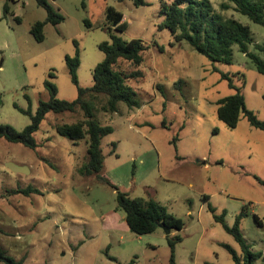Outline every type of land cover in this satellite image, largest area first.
<instances>
[{"label":"rangeland","instance_id":"rangeland-1","mask_svg":"<svg viewBox=\"0 0 264 264\" xmlns=\"http://www.w3.org/2000/svg\"><path fill=\"white\" fill-rule=\"evenodd\" d=\"M47 2L64 20L46 25L41 43L30 34L31 26L46 17L35 0L10 1L9 12L0 11V125L17 132L28 126V114L50 97L45 81L54 84L57 99H76L65 63L66 56H75V43L78 84L93 85V70L104 58L98 46L110 42L108 7L126 23L112 34L147 47L139 67L123 60L114 66L126 77L141 72V78L126 82L137 105L129 109L120 102L111 114L105 112V96L93 101L94 120L112 130L101 141L100 175L109 184L81 176L85 140L74 142L56 131L83 121L81 111L47 114L34 135V150L0 139V248L24 264H169L164 231L131 233L124 213L116 210V189L132 199H152L182 220L175 264H234L222 245L240 256L238 244L208 207L225 213L229 227L243 213L239 229L244 240L252 252H264V132L243 115L232 130L217 118L218 102L234 94L230 81L246 109L264 121V76L250 58L233 46L229 64L211 62L187 43L175 42L160 28L165 17L159 0H147L143 7L131 0H84V8L82 0ZM223 2L210 0L224 18L249 27L253 43L248 52L264 62L257 49L264 45V27L232 6L222 11ZM8 164L23 172L11 171ZM26 189L35 192L21 193Z\"/></svg>","mask_w":264,"mask_h":264},{"label":"trees","instance_id":"trees-1","mask_svg":"<svg viewBox=\"0 0 264 264\" xmlns=\"http://www.w3.org/2000/svg\"><path fill=\"white\" fill-rule=\"evenodd\" d=\"M13 0H6L3 5V14L9 12L8 3ZM41 7L46 17L43 21L35 22L30 28L33 39L41 43L44 41V28L46 25L57 26L64 18L58 14L47 0H35ZM135 7L147 5V0H131ZM160 2V15L165 21L160 28H166L175 42H185L194 51L205 56L211 62L229 64L232 58V47L248 56L256 66L257 72L264 76V62L255 54L248 52L249 46L253 43L252 34L247 26H243L235 19L224 18L216 12L210 0H172L167 4L165 0ZM84 0L82 7L84 8ZM233 7L235 12L247 17L253 24L264 27V0H224L219 8L222 11ZM106 20L109 23L108 33L110 42H102L98 49L104 54L103 60L93 70V85L88 88L79 86L76 71L79 67V50L75 43L76 53L74 57H65L72 84L77 89V97L73 101L59 100L56 97L57 91L49 81L44 85L49 92V99L38 104L34 115H30V124L21 132H17L8 125H0V139L11 144H20L28 149H36L34 135L38 132L42 121L49 113H77L83 112L84 120L72 125H62L56 128L57 133L74 142L85 140L87 145L86 162L80 169L81 176L95 178L108 183L100 173L103 169V155L101 150L102 138L109 135L112 130L108 126H101L94 120L93 101L98 96H105L107 99L105 112L116 113L117 104L122 102L129 109L137 105L134 100V91L127 86L128 79L141 78V72H133L126 77L122 72L114 70V66L120 60L129 62L134 67H139L142 62V53L147 49L140 40L124 41L113 35L112 30L123 31L126 23L123 16L112 7L107 8ZM87 27L90 25L86 22ZM258 51L264 53V45L257 47ZM50 78H54L52 73ZM227 79V76H222ZM229 87L234 89V94L218 102L217 118L228 129H235L239 116L243 115L251 127L264 132V121H258L255 115L245 107L244 98L240 90L229 81ZM89 98V99H87ZM264 98V97H263ZM264 185V182H260ZM109 184V183H108ZM35 192L26 189L21 193L28 195ZM116 192V210L122 211L125 216V223L129 231L136 236L150 235L156 232L160 226L170 230L166 241L170 251L169 264L174 263L175 247L182 242L179 235L184 228L182 220L168 213L152 199L130 198L126 193ZM16 193H19L17 191ZM207 200V197H204ZM215 222L220 223L223 230L231 235L240 249V256L229 246L222 245L230 254L234 264H255L258 260L264 262V252L254 253L244 240L239 225L244 217L243 213L236 216L234 225L229 227L224 220L225 213L217 215L215 210L208 207ZM0 264H24V259L16 261L0 248ZM132 264V262L128 263Z\"/></svg>","mask_w":264,"mask_h":264},{"label":"water","instance_id":"water-1","mask_svg":"<svg viewBox=\"0 0 264 264\" xmlns=\"http://www.w3.org/2000/svg\"><path fill=\"white\" fill-rule=\"evenodd\" d=\"M7 166H8V168H9L11 171H13V172H18V173L23 172V169H24L23 167H17V166H15V165H13V164H8ZM160 229H162V230L164 231L165 235H169V234H170V230L165 229V227L160 226Z\"/></svg>","mask_w":264,"mask_h":264},{"label":"crops","instance_id":"crops-1","mask_svg":"<svg viewBox=\"0 0 264 264\" xmlns=\"http://www.w3.org/2000/svg\"><path fill=\"white\" fill-rule=\"evenodd\" d=\"M14 1V0H13ZM6 2V0H0V11L2 10L3 11V5H4V3ZM3 19V16H1V13H0V21ZM17 57V56H16ZM127 194V193H126ZM128 196H129V194H127ZM130 197V196H129ZM135 199V198H134ZM207 200H208V198H207ZM206 200V201H207ZM205 201V200H204ZM126 224V223H125ZM128 227V226H127ZM129 229V228H128ZM161 230V229H160ZM174 233H171L170 235H173ZM166 236L167 235H165V233H164V239H165V241H166ZM140 237V236H139ZM166 244H167V241H166ZM168 246V245H167ZM176 248V247H175ZM168 250H169V248H168ZM169 253H170V251H169Z\"/></svg>","mask_w":264,"mask_h":264}]
</instances>
